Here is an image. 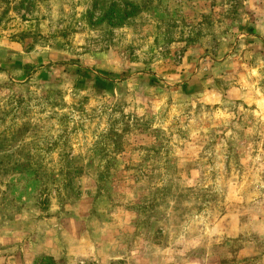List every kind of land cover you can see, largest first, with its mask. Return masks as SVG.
<instances>
[{
    "label": "rangeland",
    "instance_id": "374dc122",
    "mask_svg": "<svg viewBox=\"0 0 264 264\" xmlns=\"http://www.w3.org/2000/svg\"><path fill=\"white\" fill-rule=\"evenodd\" d=\"M0 264H264V0H0Z\"/></svg>",
    "mask_w": 264,
    "mask_h": 264
},
{
    "label": "water",
    "instance_id": "95a60500",
    "mask_svg": "<svg viewBox=\"0 0 264 264\" xmlns=\"http://www.w3.org/2000/svg\"><path fill=\"white\" fill-rule=\"evenodd\" d=\"M29 3H30V0H29Z\"/></svg>",
    "mask_w": 264,
    "mask_h": 264
}]
</instances>
